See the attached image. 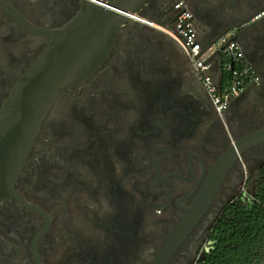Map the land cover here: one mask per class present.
Wrapping results in <instances>:
<instances>
[{"label":"flooded vegetation","instance_id":"af4514ba","mask_svg":"<svg viewBox=\"0 0 264 264\" xmlns=\"http://www.w3.org/2000/svg\"><path fill=\"white\" fill-rule=\"evenodd\" d=\"M252 1L250 11L264 7ZM185 3L202 46L237 23L215 0ZM84 6L0 0V110L49 43L41 31L63 28ZM134 16L50 108L14 195L0 202V264H199L220 215L258 186L264 144L239 145L264 128V76L262 91L219 115L166 33L178 18L174 0H153ZM226 61L211 63L219 90Z\"/></svg>","mask_w":264,"mask_h":264},{"label":"water","instance_id":"95a60500","mask_svg":"<svg viewBox=\"0 0 264 264\" xmlns=\"http://www.w3.org/2000/svg\"><path fill=\"white\" fill-rule=\"evenodd\" d=\"M152 1L85 0L84 8L66 26L53 31H41L49 38V43L15 85L0 110V202L8 195H14L17 178L57 97L90 75L107 55L116 31L123 22ZM215 2L225 6L227 12L237 20L236 25L229 26L220 37L231 32L235 38L247 35L256 44V50L262 57L264 24L250 23L262 7L250 11V4H254L252 0ZM207 32L204 35L207 36ZM220 37L214 41L207 40L202 53L216 44ZM221 56L222 48L216 49L207 63L219 61ZM256 73L261 80L254 88H259L264 75L262 70ZM258 143L264 144V128L254 131L239 146Z\"/></svg>","mask_w":264,"mask_h":264},{"label":"built area","instance_id":"2783aa9c","mask_svg":"<svg viewBox=\"0 0 264 264\" xmlns=\"http://www.w3.org/2000/svg\"><path fill=\"white\" fill-rule=\"evenodd\" d=\"M174 9L178 13V18L174 29L166 33L188 54L203 79V85L217 113L222 115L233 99L238 98L247 89L258 85L261 79L254 68L245 61L244 52L232 32L220 37L216 44L202 53L203 46L198 40L192 14L187 10L185 0H174ZM129 16L132 20H140L134 15ZM250 23L264 24V8L251 18ZM219 48H222V55L227 58L223 69L229 73V80L220 90L209 76L212 65L207 63L214 51Z\"/></svg>","mask_w":264,"mask_h":264},{"label":"trees","instance_id":"16d2710c","mask_svg":"<svg viewBox=\"0 0 264 264\" xmlns=\"http://www.w3.org/2000/svg\"><path fill=\"white\" fill-rule=\"evenodd\" d=\"M264 263V166L253 194L220 215L199 264Z\"/></svg>","mask_w":264,"mask_h":264},{"label":"crops","instance_id":"0c3cea01","mask_svg":"<svg viewBox=\"0 0 264 264\" xmlns=\"http://www.w3.org/2000/svg\"><path fill=\"white\" fill-rule=\"evenodd\" d=\"M258 26L262 27V25H258ZM235 39L238 41V43L240 44V46L244 52L245 61L248 64H250L252 67H254L256 72L259 70H262V63H261L262 57H261L260 53L256 50V48H257L256 44L253 43L251 40H249L247 38V35L243 36L242 38L236 37ZM216 76H218V74H216ZM260 87L262 88V84ZM260 87L257 89L260 90ZM253 88H254V86L251 87L250 90Z\"/></svg>","mask_w":264,"mask_h":264}]
</instances>
